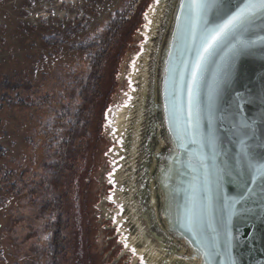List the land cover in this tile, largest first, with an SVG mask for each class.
<instances>
[{"label":"rangeland","instance_id":"1","mask_svg":"<svg viewBox=\"0 0 264 264\" xmlns=\"http://www.w3.org/2000/svg\"><path fill=\"white\" fill-rule=\"evenodd\" d=\"M156 3L0 0V264H146L116 190Z\"/></svg>","mask_w":264,"mask_h":264},{"label":"water","instance_id":"2","mask_svg":"<svg viewBox=\"0 0 264 264\" xmlns=\"http://www.w3.org/2000/svg\"><path fill=\"white\" fill-rule=\"evenodd\" d=\"M161 1L154 4L155 11L133 76L135 89L127 107L129 123L122 129L126 133L123 143L129 144L130 164L125 179H121L122 174L119 176L116 191L124 211L119 214L122 221L117 223L126 228L124 231L129 236L136 234L132 244L146 264H205L207 258L202 251L197 252L196 238L182 224L186 209L191 207L193 176L199 177L201 187L205 186L204 171L193 173L188 163V153L198 151L199 146H184L185 142L177 138L175 124L165 107L170 100V69L184 59L190 70L195 59V46L181 39L189 26L187 9L182 10L181 4L188 0H164L160 9ZM145 51L148 52L146 59ZM230 57L231 53L224 49L217 53L214 62H209L205 97L207 86L222 78L217 117L235 115L239 119L244 115L249 122L256 120L259 134L264 129V82L261 81L264 45H254L234 61ZM217 127L229 155L238 151L229 142L234 138L224 131L229 127L227 120H218ZM204 152L210 155L211 148H205ZM193 163H196L195 157ZM123 165L121 172L127 168ZM207 181L213 207L211 215L204 216L203 235L221 253L208 264H264V191L261 190L264 185L259 180L249 185L255 195L248 194L245 200L233 203L231 198L238 199L241 190L231 177L223 175L217 180L209 167ZM143 235L158 249L156 258L150 256L153 247H146Z\"/></svg>","mask_w":264,"mask_h":264},{"label":"snow or ice","instance_id":"3","mask_svg":"<svg viewBox=\"0 0 264 264\" xmlns=\"http://www.w3.org/2000/svg\"><path fill=\"white\" fill-rule=\"evenodd\" d=\"M156 2L159 3V0ZM181 9H187L189 22L181 39L195 46V59L190 70L188 61L184 59L170 69V100L165 107L175 124L177 138L185 142L184 146H199L198 151L188 153V163L193 173L200 169L204 171L205 186L201 187L199 177L193 176L191 207L186 209L182 224L196 238L199 245L197 252H203L207 258L205 264H208L221 254L219 247L209 244L203 235L204 216H210L213 207L211 189L207 188L208 169L211 167L214 170L217 180L227 175L239 186V198H231L233 203L245 200L248 194L255 195L249 185L256 184L258 180L264 185V129L258 134L256 120L249 122L244 115H240L239 119L235 115L231 118L217 117L222 78L207 86L205 97V73L209 70V62H214L219 51L227 49L234 61L254 45H264V35L260 34L264 33V0H238L237 3L229 0H188L186 4H181ZM261 81L264 82V77ZM218 120H227L229 127L224 131L234 138L229 142L238 147V151L231 155L223 146ZM208 147L211 148L210 155L204 152ZM193 157L196 163H193ZM261 190L264 191V188ZM132 251L135 252V249Z\"/></svg>","mask_w":264,"mask_h":264},{"label":"bare ground","instance_id":"4","mask_svg":"<svg viewBox=\"0 0 264 264\" xmlns=\"http://www.w3.org/2000/svg\"><path fill=\"white\" fill-rule=\"evenodd\" d=\"M163 4H164V0H162L161 1V5H160V9H162V7H163ZM162 12V11H161ZM155 27V26H154ZM144 57H145V59L147 58V54H148V52L147 51H145L144 53ZM145 74H146V71L144 72ZM146 76H144V83H145V86H144V92L146 91V78H145ZM130 108V107H129ZM129 112H128V109L126 108V109H123V111H122V114H121V120H120V126H121V129H123V126L125 125L126 126V124L127 123H129ZM116 198L117 199H119V197L116 195ZM122 199V198H121ZM119 219V222L120 221H122V218L121 217H119L118 218ZM137 221V220H136ZM137 223L140 225V228H142V225H141V223H139V221H137ZM137 238V236H136V234H132V238H131V243H133L134 242V239H136ZM143 239H146V247H153V249H152V251H151V253H150V256L151 257H153V258H156L158 255H159V251H158V249H156L154 246H153V244L150 242V240L145 236V235H143Z\"/></svg>","mask_w":264,"mask_h":264},{"label":"trees","instance_id":"5","mask_svg":"<svg viewBox=\"0 0 264 264\" xmlns=\"http://www.w3.org/2000/svg\"><path fill=\"white\" fill-rule=\"evenodd\" d=\"M133 18H134V15H133ZM56 39H57V37H55V36H50V37L47 38V40H55V41H56ZM1 85L2 86H5V87H9L11 89H13V88H19L21 86L22 87H25L26 86L25 83L23 84L22 82H19L18 80L11 81V79H10L9 76H5V78L3 79ZM0 153H2V148H0ZM60 235H61V232H58L56 234V237H55V239H56L55 243L56 242L58 243L57 244V247L60 244V239H61ZM58 254H59V250H58V248H56L55 249V252H54V262H53V264H57L56 258L58 257Z\"/></svg>","mask_w":264,"mask_h":264}]
</instances>
